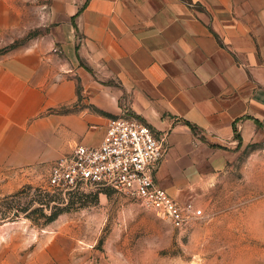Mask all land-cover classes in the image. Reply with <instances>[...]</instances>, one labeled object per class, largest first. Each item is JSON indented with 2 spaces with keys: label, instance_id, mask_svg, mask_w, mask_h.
Instances as JSON below:
<instances>
[{
  "label": "crops",
  "instance_id": "obj_1",
  "mask_svg": "<svg viewBox=\"0 0 264 264\" xmlns=\"http://www.w3.org/2000/svg\"><path fill=\"white\" fill-rule=\"evenodd\" d=\"M0 3V32L19 26L21 14ZM46 9V33L0 56V167L97 146L109 118L130 113L165 137L159 172L188 161L215 168L239 143L234 123L243 138L264 117V0H49Z\"/></svg>",
  "mask_w": 264,
  "mask_h": 264
},
{
  "label": "rangeland",
  "instance_id": "obj_2",
  "mask_svg": "<svg viewBox=\"0 0 264 264\" xmlns=\"http://www.w3.org/2000/svg\"><path fill=\"white\" fill-rule=\"evenodd\" d=\"M8 1L22 23L0 32V56L48 30L41 23L49 0ZM259 121L239 134L227 161L215 157V168L188 161L159 172L173 197L203 211L183 230L112 189L50 192L52 160L0 167V264H264V117Z\"/></svg>",
  "mask_w": 264,
  "mask_h": 264
},
{
  "label": "built area",
  "instance_id": "obj_3",
  "mask_svg": "<svg viewBox=\"0 0 264 264\" xmlns=\"http://www.w3.org/2000/svg\"><path fill=\"white\" fill-rule=\"evenodd\" d=\"M168 148L165 137L135 116L109 118L97 146L79 144L53 161L47 177L50 192L112 189L154 210L183 230L202 214L193 201L182 202L158 180Z\"/></svg>",
  "mask_w": 264,
  "mask_h": 264
},
{
  "label": "trees",
  "instance_id": "obj_4",
  "mask_svg": "<svg viewBox=\"0 0 264 264\" xmlns=\"http://www.w3.org/2000/svg\"><path fill=\"white\" fill-rule=\"evenodd\" d=\"M62 112H63V111H62ZM251 119H253V118H251ZM253 120H254L256 123H260V121H259L258 119H253ZM233 128H234V134H235V137L238 138V139H241L240 135L237 133V130H236V127H235V123H234V125H233ZM219 147H221V146H219ZM16 197H18V194L13 195V196H12V199H15ZM57 215H58V214H53L49 219L53 220ZM2 216H4L3 218H7V217H6V216H7L6 213H4Z\"/></svg>",
  "mask_w": 264,
  "mask_h": 264
}]
</instances>
